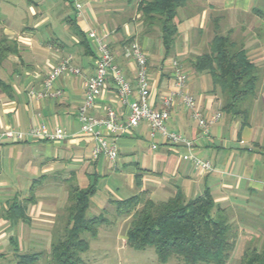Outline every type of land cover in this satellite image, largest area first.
<instances>
[{
  "label": "crops",
  "instance_id": "obj_1",
  "mask_svg": "<svg viewBox=\"0 0 264 264\" xmlns=\"http://www.w3.org/2000/svg\"><path fill=\"white\" fill-rule=\"evenodd\" d=\"M76 1L81 4L80 16L74 7L75 0H22L21 13L16 12L15 4L0 0V35L16 45L15 53L8 55L0 65V81L4 84V88H0V132H27L46 126L50 131L58 129L66 135L61 141L33 137L23 142L2 140L0 143V264H15L16 254L48 253L51 243L63 237L67 228L68 219L63 221L58 217L63 212L68 214L70 187L85 189L92 183L97 186L99 180L109 181L104 186L108 198L94 196L96 191L91 196L89 207L94 216L115 201L123 200L117 195L121 187L153 201L167 200L176 189L187 199L208 191L215 204L226 210L239 234H253L244 221L251 215L264 216V94L255 99L244 124L242 117L223 113L222 97L213 89L210 76L196 73L189 62L194 51L190 48L194 34L206 39L203 30L209 12L250 14L255 10L251 0H200L198 9L193 8L194 0L187 3L177 12L178 36L167 56L159 30L146 33L139 21L140 0ZM27 20L29 22L24 23ZM91 29L109 33L108 44L115 63L133 87L135 64L125 57L124 51L132 42L143 47L156 108L173 85L171 62L180 63L196 109L204 115L219 112L222 120L211 126L209 134L204 136L189 111L176 105L167 129L193 141L192 154L209 161L214 168L212 172L201 174L190 161H183L181 157L187 154L183 147L166 143L159 136L150 138L145 122L115 138L118 155L114 161L104 156L93 159L91 150L95 142L80 135L77 120V109L85 97L81 77L57 78L53 84V89L61 90L57 98L29 96V91L42 89L44 79L64 56L70 55L72 64L84 75L93 74L95 56L83 48L77 34ZM86 40L94 53L93 43ZM262 49L264 45L259 41L246 47L248 54L250 51L260 53ZM107 107L113 108L119 117L126 116L127 111L119 104L116 88L110 80L89 114L100 116ZM137 176H140V187L136 184ZM43 182L48 183L44 188ZM257 191L262 192L260 199L252 197ZM26 199H32L25 210L27 221L9 222L5 218L7 209L15 201ZM115 220V223L120 220V227L104 224L94 238L85 237L89 245L87 251L93 244L103 246L112 230L122 241L120 249L128 246L125 235L129 219L118 217Z\"/></svg>",
  "mask_w": 264,
  "mask_h": 264
},
{
  "label": "trees",
  "instance_id": "obj_2",
  "mask_svg": "<svg viewBox=\"0 0 264 264\" xmlns=\"http://www.w3.org/2000/svg\"><path fill=\"white\" fill-rule=\"evenodd\" d=\"M185 4L186 0H140L138 3L137 16L143 28L146 33L156 28L159 30L166 56L178 36L177 12ZM77 34L83 48L95 56L85 34ZM15 51L16 45L6 36H0V65ZM189 62L196 73L210 76L213 89L222 97L223 113L242 117L246 124L249 109L244 104L255 96L258 80V68L246 49L238 48L229 36L215 33L209 52L189 59ZM0 88H4L1 81ZM136 184L140 187V176L136 177ZM95 191L94 183L85 189L70 187L68 225L63 237L51 243L48 253L16 254L15 264H38L45 254L48 257L45 264H86L81 254L89 245L81 235L85 233L94 238L99 227L107 223L102 215L86 218L89 200ZM31 200L15 201L7 209L5 218L11 223L27 221L25 210ZM113 204L118 211L124 209L125 216L130 218L126 244L137 251L152 247L162 263L176 256L186 264H225L234 249L237 229L226 210L215 204L208 191L187 199L176 189L174 195L165 201H153L136 194ZM240 264H264V250L246 249Z\"/></svg>",
  "mask_w": 264,
  "mask_h": 264
},
{
  "label": "built area",
  "instance_id": "obj_3",
  "mask_svg": "<svg viewBox=\"0 0 264 264\" xmlns=\"http://www.w3.org/2000/svg\"><path fill=\"white\" fill-rule=\"evenodd\" d=\"M74 7L80 16L81 4L75 0ZM85 36L94 45L95 65L93 74L84 75L79 68L72 64L70 55L64 56L52 67L43 81L42 89L29 91V96L37 99L47 96L57 98L61 95V90L53 89V84L57 78L63 75L81 77L85 97L77 109V120L80 135L92 138L95 142L91 150L93 159L104 156L114 161L118 155L115 138L145 122L150 138L159 136L166 143L183 147L187 150V154L181 157L183 161H190L201 174L212 172L214 168L209 161L192 154L193 141L180 133L167 129V122L176 105H181L189 111L191 119L196 122L204 136H207L210 127L217 124L221 119L219 112L204 115L196 109L195 98L187 91V75L180 63L177 60L171 62L173 85L169 92L160 99V107L156 108L151 95L147 54L143 47L137 42H132L124 51L125 57L131 59L135 64V87H133L121 68L115 63L114 55L108 44L109 33H99L91 29L85 32ZM108 80L112 81L116 88L119 104L127 111L124 118L119 117L111 107H107L100 116L89 114V110L94 108L96 98L101 95ZM33 137L52 142L61 141L66 135L58 129L50 131L46 126L33 128L27 132L5 130L0 132V143L2 140L23 142ZM152 147L155 149L156 145Z\"/></svg>",
  "mask_w": 264,
  "mask_h": 264
},
{
  "label": "rangeland",
  "instance_id": "obj_4",
  "mask_svg": "<svg viewBox=\"0 0 264 264\" xmlns=\"http://www.w3.org/2000/svg\"><path fill=\"white\" fill-rule=\"evenodd\" d=\"M6 1L11 2L17 6L18 9L16 12L21 13L20 10L23 11L21 8L23 7L22 0ZM191 1L192 0H186V4L191 3ZM194 2L195 6H193V8H201L200 0H194ZM251 3L252 6L255 7V10L253 12H250V14H243L237 12L225 13L220 10H212L211 12H209V15L206 17L205 27L203 30V34H207L206 39H203L198 33L197 36L194 34V36L192 37L194 38L192 41L193 47L192 43L190 47L194 48V51L192 52L191 58L189 59H194L197 56L209 52V44L215 33L223 36H229L230 39L235 42L238 48L243 47L246 49L248 45L251 46L255 41H259L260 43H262V45H264V0H251ZM24 10L26 11L27 8H25ZM27 22L29 21L27 20L24 23L27 24ZM257 52L250 51V53L248 54L250 60L258 68V80L256 84L255 96L248 98L244 104V106L250 110L249 114L251 113V109L254 108L255 99H258L261 94H264V49H262L260 53ZM221 120L222 114L220 121ZM46 184L48 183H45V185ZM108 184L109 181L99 180L96 186L97 190L94 196H101V198H105V200H107L108 194L106 193L104 186ZM42 185V188H44V182L41 183V186ZM117 192V195L121 196L123 199H127L133 196L134 194L133 192H130L126 187L119 188V191ZM114 193H116V191H114ZM261 193L257 191L255 193V196L252 197L260 199L262 196ZM25 197L28 198V194ZM141 206L142 204H140L139 208ZM99 215H102V217L106 220V227L113 226V228L120 227V220L115 223L116 218L119 217L123 219H130L128 216H125L124 209L118 211L117 207L114 204L107 206V209ZM93 216V210L91 209V207H89L86 211V218H92ZM58 218H62L64 221L66 220V218L68 219V214L63 212V214L60 215ZM248 219L250 221L246 218L244 224L253 230V234L245 233L241 235L239 234L238 230H236L237 236L235 240L234 249L225 264H240L243 252L248 248H255L259 251L264 250V216L257 217L251 215V217H249ZM112 231L109 232L110 234H108L110 239L103 241V246L93 244L89 251L81 254V257L87 262V264H186L176 256H172L165 263H162L158 260L155 251L152 247H148L143 251L134 250L129 246L120 249V246H122V241H120L119 238H117L115 236V233ZM86 236L87 234H83L81 237L85 238ZM101 242L102 241H100L99 243ZM89 243L91 244V240ZM47 261L48 257L47 254H45L38 264H45Z\"/></svg>",
  "mask_w": 264,
  "mask_h": 264
}]
</instances>
